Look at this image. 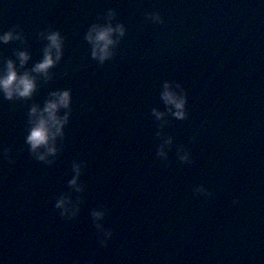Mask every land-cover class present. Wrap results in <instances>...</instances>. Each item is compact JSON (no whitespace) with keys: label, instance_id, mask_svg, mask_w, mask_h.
<instances>
[{"label":"water","instance_id":"95a60500","mask_svg":"<svg viewBox=\"0 0 264 264\" xmlns=\"http://www.w3.org/2000/svg\"><path fill=\"white\" fill-rule=\"evenodd\" d=\"M20 38L0 41V67L15 60L22 73L42 60L49 31L59 30L63 55L48 74L32 72L37 87L29 97L0 92V264H120L99 141L67 0H0V31ZM30 53L21 65L18 50ZM71 89L57 151L39 159L27 142L30 108H42L57 89ZM7 150V151H6ZM39 151L46 149L41 146ZM80 170L76 184L69 183ZM64 195L68 211L57 207ZM101 209L102 217L94 210ZM112 235L104 241L106 230Z\"/></svg>","mask_w":264,"mask_h":264},{"label":"clouds","instance_id":"9594fccd","mask_svg":"<svg viewBox=\"0 0 264 264\" xmlns=\"http://www.w3.org/2000/svg\"><path fill=\"white\" fill-rule=\"evenodd\" d=\"M264 3V0H261ZM156 19L162 22L160 13H150ZM118 32L121 36L125 32V26L123 23L112 24L109 20L106 24L94 23L90 26L87 32V39L92 42L93 56L99 57L101 61L113 54L112 45L117 42L118 37L113 33ZM14 38H20V33L15 28L0 31V41L7 42ZM47 39L50 43L45 48L44 56L42 60L37 62L31 71L26 70L20 72L16 66L15 60L9 58L3 67H0V92L3 93L8 99L13 97H29L33 94L37 87L36 77L32 72H42L45 75L48 74V70L53 66L63 55V37L59 30L49 31L47 33ZM17 55L20 58V64L27 63L30 58V53L26 50H18ZM177 87H180L177 84ZM162 96L169 105H174V115L183 118L186 115L185 107L187 102L186 94L177 92L172 87L171 82L165 81ZM72 103L71 89H57L50 94V98L46 100L44 106L41 108L39 104H33L30 108L31 128L27 135V142L30 144L33 153L41 160H44L49 153H55L57 148L55 146V138L59 135H63L64 125L68 122L70 113L65 112L60 114L61 108H70ZM172 110L171 108L169 109ZM157 116H163L164 113L159 112L157 109H153ZM171 137H169V142ZM43 146L46 151H39ZM7 151V150H6ZM161 154L163 153V145H161ZM182 159H188L189 154H185ZM77 170V176H74L69 182L71 184L77 183L79 175L80 165L74 164ZM197 193H206L211 195L210 190L203 184L197 185L194 189ZM70 198L61 195L57 200V207L63 209V212L68 211V204L66 200ZM93 215L95 217H102L104 215L103 210H94ZM112 235L111 229L106 230V236L103 242H107V237Z\"/></svg>","mask_w":264,"mask_h":264}]
</instances>
